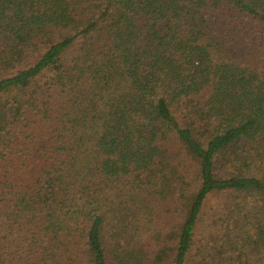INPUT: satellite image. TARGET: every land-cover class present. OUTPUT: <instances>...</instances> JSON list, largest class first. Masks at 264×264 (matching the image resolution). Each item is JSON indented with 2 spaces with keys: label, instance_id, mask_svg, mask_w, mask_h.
<instances>
[{
  "label": "trees",
  "instance_id": "obj_1",
  "mask_svg": "<svg viewBox=\"0 0 264 264\" xmlns=\"http://www.w3.org/2000/svg\"><path fill=\"white\" fill-rule=\"evenodd\" d=\"M0 264H264V0H0Z\"/></svg>",
  "mask_w": 264,
  "mask_h": 264
}]
</instances>
